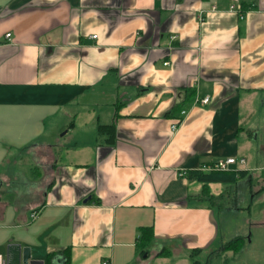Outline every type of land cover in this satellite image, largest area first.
<instances>
[{"label": "crops", "instance_id": "obj_1", "mask_svg": "<svg viewBox=\"0 0 264 264\" xmlns=\"http://www.w3.org/2000/svg\"><path fill=\"white\" fill-rule=\"evenodd\" d=\"M256 97L264 0H0V254L18 264L21 245L29 264L67 254L71 264H201L217 241H246L239 231L219 241L208 200L218 181L186 175L235 157L229 170L252 181L242 151ZM143 226L154 236L141 246Z\"/></svg>", "mask_w": 264, "mask_h": 264}, {"label": "rangeland", "instance_id": "obj_2", "mask_svg": "<svg viewBox=\"0 0 264 264\" xmlns=\"http://www.w3.org/2000/svg\"><path fill=\"white\" fill-rule=\"evenodd\" d=\"M255 100L256 111L251 112L254 134L249 146L248 142H245L242 152L250 167H254L251 171L253 173L251 182L258 188L264 183V98L256 97ZM242 112L243 115L249 113L245 105ZM75 133L76 131L71 129L60 135V139L67 144L71 142ZM251 182L247 178L237 184L225 181L211 184L213 189L221 191L216 196L209 194L208 199L220 217L221 230L225 231V234L222 232L219 241L223 238L225 241L229 240L231 235L238 231L245 233L246 241L236 257L228 256L221 247L222 243L217 241L200 259L201 264H264V225L251 224L252 220L258 222L264 220V187L258 193H253ZM226 256L229 257V262L225 261Z\"/></svg>", "mask_w": 264, "mask_h": 264}, {"label": "trees", "instance_id": "obj_3", "mask_svg": "<svg viewBox=\"0 0 264 264\" xmlns=\"http://www.w3.org/2000/svg\"><path fill=\"white\" fill-rule=\"evenodd\" d=\"M192 94V91L187 94V98ZM114 126L113 125H102L100 127V131H113ZM249 175V170L247 169H231V170H214L211 172H206L201 169H192L187 171V177L189 179H197L202 181H225V182H237L241 179L247 178ZM154 232L152 226H143L141 227L140 232V244L141 246L147 245L151 242L153 239ZM245 244V238L237 237L229 242H227L223 249L233 250V251H240L243 249ZM168 253V251H162L161 254ZM50 264H53L50 260ZM62 264H71V259L69 257V254L66 256V260Z\"/></svg>", "mask_w": 264, "mask_h": 264}, {"label": "built area", "instance_id": "obj_4", "mask_svg": "<svg viewBox=\"0 0 264 264\" xmlns=\"http://www.w3.org/2000/svg\"><path fill=\"white\" fill-rule=\"evenodd\" d=\"M235 4H233V8H235ZM237 7V6H236ZM215 8V7H214ZM236 9H238L240 12L242 11L240 9V7H237ZM244 17V14L241 12V18ZM5 37L7 38L8 41H10L12 39V33L11 32H7L5 34ZM94 37H96V35H94ZM168 62H166L167 64ZM200 101L202 103H208L210 101V98L209 97H203L200 99ZM182 118H179L173 125H172V129L175 131L179 124L183 121L184 117L186 116L187 114V110H182ZM236 162V158L235 157H227V158H224V159H219L217 160L216 162H214L213 164H210L207 166V168L209 170H229L230 169V165L232 163ZM241 162H245V159H242ZM35 216V215H34ZM0 264H8L6 259H4V257L0 254ZM26 264H29V263H26Z\"/></svg>", "mask_w": 264, "mask_h": 264}, {"label": "water", "instance_id": "obj_5", "mask_svg": "<svg viewBox=\"0 0 264 264\" xmlns=\"http://www.w3.org/2000/svg\"><path fill=\"white\" fill-rule=\"evenodd\" d=\"M11 250L14 252L15 257L19 260L18 264L29 263L30 260V249L22 248L21 245H13Z\"/></svg>", "mask_w": 264, "mask_h": 264}]
</instances>
